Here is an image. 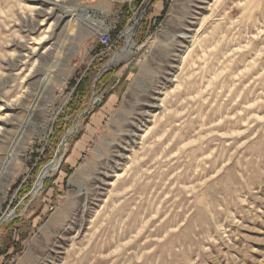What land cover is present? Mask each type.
Segmentation results:
<instances>
[{
    "label": "rangeland",
    "instance_id": "374dc122",
    "mask_svg": "<svg viewBox=\"0 0 264 264\" xmlns=\"http://www.w3.org/2000/svg\"><path fill=\"white\" fill-rule=\"evenodd\" d=\"M57 1L0 0V264H264V0Z\"/></svg>",
    "mask_w": 264,
    "mask_h": 264
},
{
    "label": "bare ground",
    "instance_id": "6f19581e",
    "mask_svg": "<svg viewBox=\"0 0 264 264\" xmlns=\"http://www.w3.org/2000/svg\"><path fill=\"white\" fill-rule=\"evenodd\" d=\"M57 2H54V3L61 7L62 5L58 4ZM62 8H63V11L65 12L66 15H71V16L73 15V12H74L73 8H68V7H62ZM76 10H77V12H76L75 15L80 16L84 22H87V24L89 23L91 25L98 26V27H100L102 25V22L94 21V19L91 17V15L87 14V12L84 9V7H79ZM79 11H82V13H80ZM132 36H133V31H130V37L128 39L127 47L125 49H123V51L121 53L117 54L113 60L121 57L124 54L125 50L132 45ZM58 62H59V60H57L56 62L54 61L53 63H50L48 72H47V74L45 75V77L42 80V86L40 88L41 93L50 84V82L52 80V76H53L52 75V72H53L52 68L56 67ZM27 122L29 123L30 119ZM27 122H26V124H27ZM26 124L23 126V128H25ZM75 131H76V129H73L67 135H65L66 137L63 140V142H66L67 138L70 135H72ZM21 134H22V132H21ZM14 148H15V145L11 147V150L7 154L3 170L0 172V180L4 176L5 169L7 168V166H9V164H11V162L13 160V157H14L13 149ZM60 165H61V159L56 158V159H54L53 161H51L50 163H48L46 166H44L42 168V170L40 171V174H39V176L37 178V181H36V183L34 185V188H33V191H32V196H36V194L41 190V188L43 186V183L46 180V178L49 177L52 173H55L56 171H58ZM13 215L14 214H12V216ZM10 217H11V214L0 218V223L2 222V225H3V223H5Z\"/></svg>",
    "mask_w": 264,
    "mask_h": 264
},
{
    "label": "built area",
    "instance_id": "2783aa9c",
    "mask_svg": "<svg viewBox=\"0 0 264 264\" xmlns=\"http://www.w3.org/2000/svg\"><path fill=\"white\" fill-rule=\"evenodd\" d=\"M99 42L105 47L106 51H109L113 47V39L110 34V30H106L99 35Z\"/></svg>",
    "mask_w": 264,
    "mask_h": 264
},
{
    "label": "trees",
    "instance_id": "16d2710c",
    "mask_svg": "<svg viewBox=\"0 0 264 264\" xmlns=\"http://www.w3.org/2000/svg\"><path fill=\"white\" fill-rule=\"evenodd\" d=\"M90 70H91V69H90ZM90 70H89V71H90ZM88 81H89V76H88V74H86V75L82 78V80L80 81V83L78 84L77 89H76V91L74 92V95H73V97H72V101L75 100V99L77 98V94H78L79 92H81L82 95H83V93H84V94L87 93V88H86V86H87V84H88Z\"/></svg>",
    "mask_w": 264,
    "mask_h": 264
},
{
    "label": "water",
    "instance_id": "95a60500",
    "mask_svg": "<svg viewBox=\"0 0 264 264\" xmlns=\"http://www.w3.org/2000/svg\"><path fill=\"white\" fill-rule=\"evenodd\" d=\"M66 136H64L63 140L65 139ZM2 225V222L0 223V226Z\"/></svg>",
    "mask_w": 264,
    "mask_h": 264
}]
</instances>
